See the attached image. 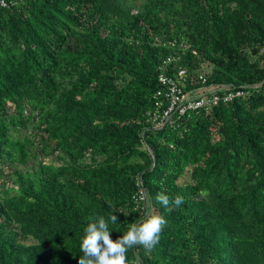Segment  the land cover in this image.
<instances>
[{
  "label": "trees",
  "instance_id": "16d2710c",
  "mask_svg": "<svg viewBox=\"0 0 264 264\" xmlns=\"http://www.w3.org/2000/svg\"><path fill=\"white\" fill-rule=\"evenodd\" d=\"M170 56L234 97L155 128ZM112 212L166 221L126 264H264V0H0V264H79Z\"/></svg>",
  "mask_w": 264,
  "mask_h": 264
},
{
  "label": "clouds",
  "instance_id": "9594fccd",
  "mask_svg": "<svg viewBox=\"0 0 264 264\" xmlns=\"http://www.w3.org/2000/svg\"><path fill=\"white\" fill-rule=\"evenodd\" d=\"M166 208L172 204L181 206L183 197L171 199L166 194L156 198ZM115 212V211H114ZM112 212L107 218L104 215L93 217L83 229L79 248V264H126V254L134 246H142L145 250L153 249L159 242L160 234L166 224L165 218L159 214H146L142 220L129 223V227L121 236L113 240L109 224H115L118 216Z\"/></svg>",
  "mask_w": 264,
  "mask_h": 264
},
{
  "label": "built area",
  "instance_id": "2783aa9c",
  "mask_svg": "<svg viewBox=\"0 0 264 264\" xmlns=\"http://www.w3.org/2000/svg\"><path fill=\"white\" fill-rule=\"evenodd\" d=\"M1 4L3 5V1ZM174 61H176V57L170 56L165 58L159 66L157 78L161 89L155 94L154 111L148 114L155 128L164 127L173 113L182 115L187 110L211 108L220 102L226 103L234 97L233 93L216 94L210 91L206 94L204 92L196 93V98L193 99L190 94L183 91L187 77L186 72L179 70L175 76L168 74V65ZM198 79L202 83L205 82V77L201 73L198 75Z\"/></svg>",
  "mask_w": 264,
  "mask_h": 264
},
{
  "label": "rangeland",
  "instance_id": "374dc122",
  "mask_svg": "<svg viewBox=\"0 0 264 264\" xmlns=\"http://www.w3.org/2000/svg\"><path fill=\"white\" fill-rule=\"evenodd\" d=\"M209 69H210V67H208V66H204V67H203V70H206V71H207V70H209ZM202 92H204V91H202ZM204 93H205V92H204ZM205 94H206V93H205ZM46 161H49V159H46Z\"/></svg>",
  "mask_w": 264,
  "mask_h": 264
}]
</instances>
